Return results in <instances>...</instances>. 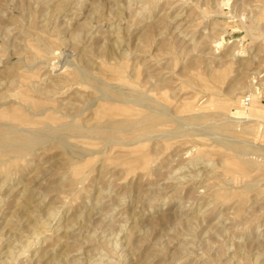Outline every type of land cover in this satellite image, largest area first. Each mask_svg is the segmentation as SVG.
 Returning <instances> with one entry per match:
<instances>
[{"label":"rangeland","instance_id":"374dc122","mask_svg":"<svg viewBox=\"0 0 264 264\" xmlns=\"http://www.w3.org/2000/svg\"><path fill=\"white\" fill-rule=\"evenodd\" d=\"M157 110L0 151V264H264V0H0V124Z\"/></svg>","mask_w":264,"mask_h":264},{"label":"bare ground","instance_id":"6f19581e","mask_svg":"<svg viewBox=\"0 0 264 264\" xmlns=\"http://www.w3.org/2000/svg\"><path fill=\"white\" fill-rule=\"evenodd\" d=\"M78 70V69H77ZM80 74V73H79ZM93 88V87H92ZM102 94V93H100ZM103 95V94H102ZM107 96V95H106ZM100 98V97H99ZM102 99V98H101ZM108 100V99H107ZM110 101V100H109ZM135 101V100H134ZM138 100H136L137 102ZM252 103L251 104V107H247L246 109L247 110H244V111H247V112H244L243 113H247V114H251L253 112V109L254 107H256L255 105V102L251 100ZM93 103V102H91ZM139 103V102H137ZM156 103V102H155ZM187 103V102H186ZM235 103V102H234ZM88 104V103H87ZM92 105V104H91ZM139 105V104H138ZM87 106H90V105H87ZM86 106V107H87ZM250 106V105H249ZM85 107V108H86ZM235 107V106H234ZM88 109V108H87ZM165 109V108H164ZM168 110V109H167ZM156 112V111H155ZM169 113V112H168ZM81 114V113H80ZM155 114V113H154ZM166 114V113H165ZM195 114V113H194ZM170 114H168L169 116ZM68 116V115H66ZM167 116V115H165ZM192 116V115H191ZM197 116H200L197 115ZM202 116V115H201ZM164 117V114L163 112L161 111H158L156 112L155 115L153 116H149L147 118H145L142 122L138 123L136 121H127V120H122V121H116V120H111V119H104L102 122H98L97 123V120L95 121V126L94 128L92 129H88L85 131V129H87L86 127H83V126H79L75 123H61L60 125H58L57 127L56 124L54 123H51V122H46L44 124H42V129L41 131H33V130H21V129H17V128H13L9 125H2L0 124V127H6L7 129H9L8 131L9 132H0V151H5V150H25L26 148H28L31 144L35 143V142H40L42 140H45V139H48V138H52V140L54 138L56 139H59L60 141L65 140L66 138H70V137H74L73 134L74 133H77L76 135L78 136H75L77 138H81V137H88V138H94V139H98L102 142H110V143H113L112 141H114V138L118 137V134L124 130L126 127H129V126H135V125H138L140 127V125H147L148 127L151 125V124H154V122L157 120H160ZM210 117V116H209ZM70 118V116H69ZM74 118V117H73ZM188 119V123L190 122L189 121V118L186 117ZM200 118V117H199ZM207 118V117H206ZM71 119V118H70ZM173 119V118H172ZM186 119V121H187ZM191 119V118H190ZM196 116L193 117L191 120L193 121H196ZM204 121V119H201ZM200 120V121H201ZM208 120V119H206ZM210 120H213V118H211ZM138 121V120H137ZM170 121V120H169ZM168 121V122H169ZM177 121V120H176ZM215 121H216V118H215ZM214 121V122H215ZM171 122V121H170ZM180 122V121H179ZM208 122V121H207ZM206 122V123H207ZM211 124H206L208 128L209 125L211 126V128L214 130V131H226V130H230L228 129L229 126H226L224 124L223 121H221L222 123H219V124H212V121H210ZM217 122V121H216ZM232 122V121H231ZM94 123V122H93ZM92 123V124H93ZM177 123V122H176ZM184 123V122H183ZM178 124V123H177ZM181 124V123H180ZM195 124V123H194ZM19 125H22L19 124ZM32 125H37L35 123H33ZM163 125V124H162ZM197 125V124H196ZM85 126V125H84ZM161 126V125H159ZM158 126V127H159ZM180 127V125H178ZM138 127V128H139ZM157 127V126H156ZM176 127V126H175ZM22 128V127H21ZM154 128V127H153ZM3 129V128H2ZM6 129V130H7ZM133 129V128H132ZM143 129V128H142ZM141 129V130H142ZM150 129V128H148ZM192 129V128H191ZM128 130V129H127ZM131 130V129H130ZM137 130V129H136ZM140 130V129H139ZM175 130V129H174ZM203 130V129H202ZM125 131V130H124ZM135 131V130H134ZM178 131L181 132L178 128ZM186 131V130H185ZM193 131V130H192ZM147 132V131H146ZM228 133V131H226ZM197 133V132H195ZM205 134V133H204ZM167 135V134H166ZM200 136V135H199ZM203 136V135H202ZM208 136V135H207ZM220 136V135H219ZM143 137V136H142ZM145 137H148V136H145ZM205 137V136H204ZM238 137V136H237ZM110 138H113V140H111ZM242 138V137H241ZM73 139V138H72ZM111 140V141H108V140ZM167 139V138H166ZM50 140V141H52ZM117 140V139H115ZM58 141V140H57ZM227 141V140H226ZM229 141V140H228ZM231 141V140H230ZM116 142V141H115ZM109 143V144H110ZM218 143V142H217ZM233 143V142H232ZM239 143V142H238ZM58 144L62 145V143L58 142ZM64 144V143H63ZM118 144V143H117ZM129 144V143H128ZM236 144V143H235ZM107 145V143L105 144ZM65 146V145H64ZM63 146V147H64ZM69 150V149H68ZM199 150V149H198ZM234 151L238 154V153H242L244 151V148L242 146H239V145H234ZM17 152V151H16ZM71 152V151H69ZM188 153V152H187ZM75 155V154H74ZM252 156V155H251ZM254 157V156H253ZM255 161V160H254ZM192 162V161H191ZM196 163V162H195ZM198 163V162H197ZM196 163V164H197ZM255 164V162H254ZM253 162H250V161H242L241 162V167L244 168V169H248L250 170L251 167L254 166ZM220 165V164H219ZM258 165V164H256ZM258 167V166H257ZM195 169V168H194ZM263 169V168H262ZM192 170V169H191ZM211 170V169H210ZM213 170V168H212ZM255 170V169H254ZM260 170V169H259ZM263 172V171H262ZM9 176V175H8ZM191 179V178H190ZM188 179V180H190ZM185 180V179H184ZM187 180V179H186ZM192 180V179H191ZM183 181V180H182ZM61 182V181H60ZM192 182V181H191ZM205 185V184H204ZM128 197V196H127ZM95 200V199H94ZM87 218V217H86ZM85 218V219H86ZM40 223V222H39ZM38 223V224H39ZM44 224V223H42ZM40 225V224H39ZM43 226V225H42ZM124 226V225H123ZM44 227V226H43ZM47 228V227H46ZM45 229V228H44ZM95 229V228H94ZM123 230V229H122ZM121 231V229H120ZM122 232V231H121ZM116 233V232H115ZM39 234V233H38ZM93 234V232H92ZM120 234V233H119ZM91 235V234H90ZM43 236V235H42ZM92 236V235H91ZM104 237V236H103ZM44 240V239H43ZM116 240V239H115ZM44 243V242H43ZM45 244V243H44ZM112 249V248H111ZM9 251V250H8ZM183 252V251H182ZM240 253V252H239ZM45 255V254H44ZM106 260V259H105ZM180 263V262H179ZM178 263V264H179ZM41 264V263H40ZM55 264V263H53ZM59 264V263H58Z\"/></svg>","mask_w":264,"mask_h":264},{"label":"built area","instance_id":"2783aa9c","mask_svg":"<svg viewBox=\"0 0 264 264\" xmlns=\"http://www.w3.org/2000/svg\"><path fill=\"white\" fill-rule=\"evenodd\" d=\"M249 102H250V100H249L248 98L242 100V104H243V106H244L245 108L249 106Z\"/></svg>","mask_w":264,"mask_h":264}]
</instances>
